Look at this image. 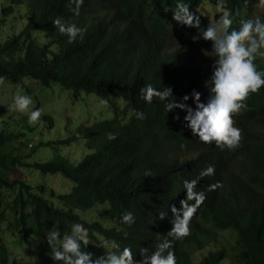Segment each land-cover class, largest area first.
Masks as SVG:
<instances>
[{"label":"trees","instance_id":"trees-1","mask_svg":"<svg viewBox=\"0 0 264 264\" xmlns=\"http://www.w3.org/2000/svg\"><path fill=\"white\" fill-rule=\"evenodd\" d=\"M26 1L11 0L3 16ZM184 2L199 17L201 27L210 24L200 8L216 0ZM176 3L84 0L79 15L74 16L68 0H34L26 28L0 44V77L4 81L18 83L29 78L44 87L59 84L72 90L76 98L85 92L107 103L122 98L131 116L128 124L122 125L115 118L85 128L86 146L94 153L75 167L60 155L38 166L43 173L61 174L73 184L69 193L58 196L62 208L9 177L19 160L5 155L8 137L0 134V222L7 223L11 235L22 245L31 239L40 241L36 250L39 264H56L49 256L44 234L53 227L63 234L72 223H81L89 230L87 250L94 255L119 245L130 247L134 260H140L139 250H154L171 229L170 208L174 205L179 209L185 199V180L196 181L193 192H202L204 200L189 221V234L172 240L176 264H195L192 255L218 244L219 235L227 232L236 236L231 249L223 246L197 264H264V86L250 94L246 107L233 116L241 140L232 150L200 142L186 126L185 112H167L158 98L146 103L140 96V88L150 84L155 89L170 87L177 102L188 95L186 103L193 108V90L201 94L202 102L209 98L210 69L195 60L182 64L180 56L189 49L212 53L211 43L194 40L196 28L173 20ZM220 3L232 14V28H238L239 21L255 8L264 6L259 0ZM56 17L84 29L72 44L52 25ZM47 31L52 32L51 41L41 44L34 33ZM55 46L57 50H53ZM254 63L258 70H264V64ZM133 109L143 112L145 119L137 120ZM107 133L115 134L116 139L109 141ZM208 166L214 171L202 176ZM5 193H15V197L7 199ZM187 203L194 204L195 198ZM98 205L106 206V216L113 222L111 229L74 213ZM124 211L132 212L133 224L121 222ZM161 212L167 214L163 219ZM8 239L9 233L0 230V264L11 260L15 244L6 243ZM108 242L114 245L110 249Z\"/></svg>","mask_w":264,"mask_h":264},{"label":"clouds","instance_id":"clouds-1","mask_svg":"<svg viewBox=\"0 0 264 264\" xmlns=\"http://www.w3.org/2000/svg\"><path fill=\"white\" fill-rule=\"evenodd\" d=\"M28 1L25 4L27 3L30 6ZM83 3L84 0H68V4L70 5L69 10L74 16L79 15ZM259 5H264V0H259ZM172 18L177 24L196 28L198 36L193 37L194 40L203 39L211 42L212 54L215 56V60L213 61L212 68L207 66L212 72L211 79L207 82L209 86V98L206 102H202L201 94L193 90L191 93V98L195 105L193 108L186 103L189 100L188 95H185L177 102L173 97L170 87L155 89L150 84L140 88V96L146 103H152L153 97L158 98L159 101L163 102L167 112H171L174 109H180L185 112L186 114L183 119L186 122V126L194 136L198 137L200 142L205 144L214 142L216 147L220 149L227 148L232 150L239 145L241 140V130L235 126L233 116L246 107L245 102L250 94L257 93L264 86V70H258L257 65L254 63L257 58H264V20L259 16H252L241 19L239 21V27L232 28V14L229 10L224 9L222 15L217 18L215 23L201 27L199 17L194 16L189 5L184 0H177L176 7L172 11ZM52 25L67 37V43L69 44H72L84 31L83 28L77 26L75 23L65 22L61 17L53 19ZM45 33H47L49 40L52 32L47 31ZM49 41H51V38ZM53 50H57V47L55 46ZM199 63L206 65L204 62ZM2 80L3 77H0V81ZM31 104L32 99L30 96L16 95L13 97L9 109L26 113L28 123L33 124L41 117V109L29 110ZM124 110L130 114L127 110L126 103ZM132 114L137 120L145 119V114L136 109L132 110ZM46 119L52 122L51 119ZM176 119H179V116ZM106 138L111 141L115 140L116 136L113 133H107ZM23 147L25 148L24 145L22 149ZM26 152L32 154L28 156V163H23V155L21 153L20 158H17L19 163L16 164L13 170L19 167H34L42 175H52V178H54L55 175L43 173L38 169V166L52 162L56 156L50 162L32 165L29 163V160L32 158L34 152L28 149ZM213 171V167L208 166L201 172V175L211 174ZM26 179L23 177V180L19 181H22L24 185L30 187L34 194L44 198L46 194L45 187L38 186L39 189L37 190V187L34 188L32 183H27ZM195 183V180L184 181L185 199L180 201L179 209L174 205L170 208L172 212V219L170 221L172 225L171 229L165 235V239L156 244L154 250L149 251L147 248H141L139 250L140 260H134V254L130 247H120L119 245L114 250L105 251L103 255H94V253L87 250L89 230L81 223H72L69 230L63 234L60 229L55 227L49 229L44 234V239L50 249V258L56 264H176L172 240H180L189 234V221L196 212L197 207L204 200V194L202 192H193ZM58 196L54 191L50 194L49 199H57L58 202L56 204L53 201L44 199L55 207L62 208L63 205L58 200ZM193 198H195V203L188 204L187 201ZM104 207L106 211V206ZM95 208L92 210H95ZM80 212L82 211H78L77 209L74 211L78 215ZM166 215L163 212L159 214L161 219L165 218ZM80 218L82 219L81 216ZM106 218L112 222L110 217L106 216ZM120 219L123 224L131 225L135 222L131 211L122 212ZM85 221L92 223L90 220ZM97 222L99 221L97 220ZM109 225L110 223H107L104 227L111 229L112 226L108 227ZM39 243L40 241L38 245ZM38 245L36 246V250ZM107 246L110 249L114 245L108 242ZM11 262L17 264L14 257H11L9 264Z\"/></svg>","mask_w":264,"mask_h":264},{"label":"rangeland","instance_id":"rangeland-1","mask_svg":"<svg viewBox=\"0 0 264 264\" xmlns=\"http://www.w3.org/2000/svg\"><path fill=\"white\" fill-rule=\"evenodd\" d=\"M28 2L34 4V0ZM8 7H10V0H0V43H5L8 39L19 36L29 21L30 12L27 3L16 7L12 13L4 17L2 12ZM222 13L223 7L220 0H216L215 4L205 2L200 8V14L210 23H215ZM245 14L243 12V15ZM252 16H259L264 20V6L255 8L249 15V17ZM35 37L41 44L50 42V38L48 40V35L45 32L35 33ZM182 55L180 56L182 64L195 60L196 62H204L212 68L215 60V56L209 51L194 52L193 50L192 52V49H189L184 51ZM255 61L258 64H264V58H257ZM16 95L31 97L32 104L29 106V110L41 109V117L37 122L29 124L26 113L9 109L13 97ZM124 108L125 102L122 98L107 103L102 102L96 95L85 92H81L76 98L72 90H68L59 84L44 87L29 78H24L18 83L2 80L0 81V134L3 133L5 137H8V141L5 143V155H9V158H20L22 153L23 163L26 164L28 163V156L32 155L26 152L28 149L34 152L29 160L32 165L50 162L55 156L60 155L75 167L87 155L94 153L86 146L85 128L93 127L95 124L110 123L115 117L121 124L128 123L130 114L126 113ZM46 118L51 119L52 122ZM12 136L17 137L12 138ZM23 145L25 148L22 149ZM23 177L27 178V183L30 182L34 188L37 187V190L39 189L38 186H44L46 191L44 198L53 201L55 204L58 202L57 199H49L52 191L57 196L64 195L69 193L73 187V184L63 175L58 174L52 178V175H42L34 167H19L13 170L10 175L12 180H23ZM4 197L11 200L15 197V193H5ZM79 215L82 219L90 220V222L98 220L103 225L110 223L108 227L112 226L110 219L106 218L104 206H97L95 210L90 212L82 211ZM0 230L9 233V239L6 243L14 242L15 244L11 257L16 259L17 264H39L36 252L39 240L31 239L28 244L22 245L18 238L11 235L7 223L0 222ZM218 240V244H211L204 251L194 253L192 255L193 263H199L210 252H215L223 246L230 250L235 243L236 236L229 232L222 233ZM19 245L23 247H19ZM11 264L15 263L11 262Z\"/></svg>","mask_w":264,"mask_h":264}]
</instances>
